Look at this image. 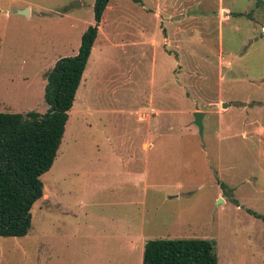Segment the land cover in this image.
<instances>
[{
  "label": "rangeland",
  "instance_id": "374dc122",
  "mask_svg": "<svg viewBox=\"0 0 264 264\" xmlns=\"http://www.w3.org/2000/svg\"><path fill=\"white\" fill-rule=\"evenodd\" d=\"M94 3L0 0V113L46 114L48 74L78 54ZM41 179L0 264H141L156 239L264 264V0H110Z\"/></svg>",
  "mask_w": 264,
  "mask_h": 264
},
{
  "label": "trees",
  "instance_id": "16d2710c",
  "mask_svg": "<svg viewBox=\"0 0 264 264\" xmlns=\"http://www.w3.org/2000/svg\"><path fill=\"white\" fill-rule=\"evenodd\" d=\"M141 3V0H133ZM110 0H95V26L82 36L74 57L57 61L48 74L46 114L0 113V237L22 238L32 228V208L44 196L41 177L50 171L61 146L69 112L86 71ZM261 218V217H259ZM264 220V218H262ZM142 264H218L206 239H156L145 244Z\"/></svg>",
  "mask_w": 264,
  "mask_h": 264
},
{
  "label": "water",
  "instance_id": "95a60500",
  "mask_svg": "<svg viewBox=\"0 0 264 264\" xmlns=\"http://www.w3.org/2000/svg\"><path fill=\"white\" fill-rule=\"evenodd\" d=\"M20 14L24 15V16H27L29 14V10L28 9L27 10H22V11H20ZM203 117H204L203 113L198 112V113L195 114V119H196L195 123L199 127L201 135L203 134V129H204V127H203Z\"/></svg>",
  "mask_w": 264,
  "mask_h": 264
},
{
  "label": "crops",
  "instance_id": "0c3cea01",
  "mask_svg": "<svg viewBox=\"0 0 264 264\" xmlns=\"http://www.w3.org/2000/svg\"><path fill=\"white\" fill-rule=\"evenodd\" d=\"M159 0H156V2H158ZM141 2H142V0H141ZM136 31L138 32V27H137V29H136ZM140 31V30H139ZM140 33L143 35V33L140 31ZM263 131V130H262ZM141 264H142V262H141Z\"/></svg>",
  "mask_w": 264,
  "mask_h": 264
}]
</instances>
